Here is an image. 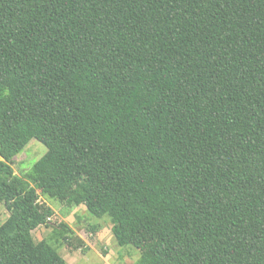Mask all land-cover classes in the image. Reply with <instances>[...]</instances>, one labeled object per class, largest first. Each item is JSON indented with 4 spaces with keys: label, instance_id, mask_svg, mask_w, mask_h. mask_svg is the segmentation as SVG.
<instances>
[{
    "label": "trees",
    "instance_id": "16d2710c",
    "mask_svg": "<svg viewBox=\"0 0 264 264\" xmlns=\"http://www.w3.org/2000/svg\"><path fill=\"white\" fill-rule=\"evenodd\" d=\"M37 190L135 264H264V0H0V264H65Z\"/></svg>",
    "mask_w": 264,
    "mask_h": 264
},
{
    "label": "rangeland",
    "instance_id": "374dc122",
    "mask_svg": "<svg viewBox=\"0 0 264 264\" xmlns=\"http://www.w3.org/2000/svg\"><path fill=\"white\" fill-rule=\"evenodd\" d=\"M45 151L46 147L41 142L34 138L30 139L14 157L12 164L14 172L22 175ZM37 192L39 202L50 206L53 212L48 218L47 225L41 224L31 230L32 238L34 241L48 239L53 228H58L60 223L66 224L72 232L64 233L63 236L68 234L70 237L57 247L65 264H135L140 256L139 251H141V248L138 250L135 244L144 248L151 242L150 236L145 232L139 234L131 246L117 245L113 235V239L105 238V242L94 239L95 232H102L105 227H111L107 216L96 217L88 213L83 205L68 206L64 202L48 197L40 190ZM8 215L9 211L5 204L0 202V224L6 220ZM77 238L82 240L81 249H74L73 245L81 244L78 243ZM103 258L107 259L106 262H103Z\"/></svg>",
    "mask_w": 264,
    "mask_h": 264
},
{
    "label": "crops",
    "instance_id": "0c3cea01",
    "mask_svg": "<svg viewBox=\"0 0 264 264\" xmlns=\"http://www.w3.org/2000/svg\"><path fill=\"white\" fill-rule=\"evenodd\" d=\"M109 227L108 228L105 227V230L103 229L102 232H100V231L99 232L98 231L95 232V235L93 236V238L94 239H97L99 241H103V242H105V238H107V239H110V238L113 239L112 238V232H111V229ZM102 260H103V262H106L107 259L106 258H103Z\"/></svg>",
    "mask_w": 264,
    "mask_h": 264
}]
</instances>
